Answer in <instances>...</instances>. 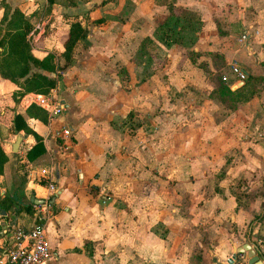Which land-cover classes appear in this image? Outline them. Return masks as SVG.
Returning a JSON list of instances; mask_svg holds the SVG:
<instances>
[{"label": "crops", "instance_id": "1", "mask_svg": "<svg viewBox=\"0 0 264 264\" xmlns=\"http://www.w3.org/2000/svg\"><path fill=\"white\" fill-rule=\"evenodd\" d=\"M4 1L31 23L37 57L53 52L62 64L71 21L87 34L53 87L65 108L46 121L24 112L33 92L13 101L15 85L0 77V199L10 200L0 202V250L13 225L36 223L50 249L44 264H218L244 242L264 264V0ZM167 2L198 17L186 51L150 32L172 16ZM145 36L153 51L139 46ZM233 63L258 76V89L228 108L209 92L217 72L242 82ZM15 113L41 137L31 160L35 139L13 129ZM62 125L68 140L55 135Z\"/></svg>", "mask_w": 264, "mask_h": 264}, {"label": "trees", "instance_id": "2", "mask_svg": "<svg viewBox=\"0 0 264 264\" xmlns=\"http://www.w3.org/2000/svg\"><path fill=\"white\" fill-rule=\"evenodd\" d=\"M68 4H73L77 0H66ZM3 12L0 16V77L12 82L15 87L11 92L13 101H17L27 92L47 93L53 88L60 79V70L72 60L73 49L79 43L85 47L82 40L87 34V27L81 25L77 20L71 21L66 31V35L62 41L61 57L62 64L55 60L53 52H46L43 56L37 57L31 51V44L27 37V33L31 28V23L23 16V13L16 7L11 11L8 4L4 0H0ZM169 14L173 13L172 5L166 4ZM181 11L180 18L183 20H196L197 15L189 10ZM218 35L221 34L217 30ZM150 38L145 36L139 46H145ZM192 58L193 51L187 52ZM224 76V78H222ZM258 76L251 74L245 75L242 82L234 88H230V84L234 82L235 77H227L221 72H217L212 76L215 87L209 92V96L216 98L228 108H233L236 103L246 101L256 89L252 88L253 81ZM24 112L29 117H34L41 121H46V111L39 105L30 102L24 108ZM12 125L14 130L22 129L26 133H30L35 142L26 150V158L31 160L43 152L44 147L41 137L33 131L24 121L20 113H15L12 117ZM7 156L0 146V173ZM1 207L7 209L10 206V200L5 196L1 197ZM27 212H31L29 204L22 206Z\"/></svg>", "mask_w": 264, "mask_h": 264}, {"label": "built area", "instance_id": "3", "mask_svg": "<svg viewBox=\"0 0 264 264\" xmlns=\"http://www.w3.org/2000/svg\"><path fill=\"white\" fill-rule=\"evenodd\" d=\"M247 37L245 31L241 32L237 40L243 43ZM230 70L236 75V78L242 80L245 73L238 68L236 64L230 65ZM224 78V76H222ZM28 102L39 105L46 111L47 117H52L64 110V101L57 97L54 88L47 93H32ZM71 133L69 125H62L55 130V135L62 140H68ZM47 190L54 191V185L47 183ZM11 243L0 250V264H44L50 249L45 237L43 226L33 223L29 226L13 225L10 230ZM243 253H231L222 262L218 264H236L243 258Z\"/></svg>", "mask_w": 264, "mask_h": 264}, {"label": "rangeland", "instance_id": "4", "mask_svg": "<svg viewBox=\"0 0 264 264\" xmlns=\"http://www.w3.org/2000/svg\"><path fill=\"white\" fill-rule=\"evenodd\" d=\"M172 16H170V15H160V16H158L157 17V20H156V23L158 22V20L159 21H161L162 19L161 18H163V20H162V24H160V26H158L157 27V25H155L154 27H152V28H150V32L153 30V36H156V37H159V38H161L162 39V37H168L169 39H175L173 42H177V43H180V44H182V46H183V48H184V51H186V50H188V49H190V48H192V46H194L195 44V42L194 41H192L191 40V37L189 38L188 36H190V34L192 35V32L193 31H195V29H196V24H195V22H196V20H192L193 21V23L192 24H186V23H184V20L183 19H181L180 17H179V15H181V11H178V10H175V12H173L172 14H171ZM192 26V28H187L186 26ZM177 26H179L180 28L179 29H185V31L183 32V33H176L173 29H176V28H173V27H177ZM148 30H149V28H147ZM193 29V30H192ZM181 30V31H182ZM189 34V35H188ZM189 38V39H186V38ZM177 39H178V41H177ZM192 42H194V43H192ZM33 43V42H32ZM147 45V47H149L150 48V50H152L153 51V49H154V44L153 43H147L146 44ZM198 47V46H197ZM76 48H78L77 49V54H80L81 53V51H83V49H84V47H83V45L81 44V43H79L78 45H77V47ZM141 49V47L139 48V49H137V52H139V50ZM199 50H202L200 47H199ZM206 53H209L208 51L206 52ZM160 56H162V54L160 53ZM145 60V59H144ZM165 59L164 58H162L161 59V63H164L163 61H164ZM153 60H150V62L149 63H151ZM160 62V61H159ZM232 62H234V63H236V61H232ZM201 63H202V61H201ZM237 64V63H236ZM202 65H203V63H202ZM111 66H113L115 69H118V73H117V78H118V81L122 84V85H124V86H126L125 84L127 83V76L126 75H124L125 73H124V71H123V69L121 70V68L120 67H118L119 66V63H117L116 61L111 65ZM60 73H61V71H59ZM249 74H251V73H249ZM251 75H253V76H256L255 74H251ZM60 76H61V74H60ZM142 76H144V75H142ZM140 76L139 75H137V79L139 78ZM115 78V77H114ZM164 78H165V76L163 75V80H164ZM166 80V79H165ZM59 81H61V77H60V79L57 81V83L59 82ZM114 82V81H113ZM123 86V87H124ZM232 88L234 87V85L233 84H231L230 85ZM251 87L254 89L255 88V84L253 85H251ZM63 89V88H62ZM62 89H61V87H59L58 89H57V93H55V95H57V97H60V96H62ZM256 89V88H255ZM258 89V88H257ZM256 89V90H257ZM255 93V92H254ZM253 95V94H252ZM130 126H132V125H130ZM62 140V139H61Z\"/></svg>", "mask_w": 264, "mask_h": 264}, {"label": "water", "instance_id": "5", "mask_svg": "<svg viewBox=\"0 0 264 264\" xmlns=\"http://www.w3.org/2000/svg\"><path fill=\"white\" fill-rule=\"evenodd\" d=\"M232 253L233 255L236 253H243L247 264H261V259L259 258L257 249L251 246L249 242H244L239 246L234 247Z\"/></svg>", "mask_w": 264, "mask_h": 264}]
</instances>
